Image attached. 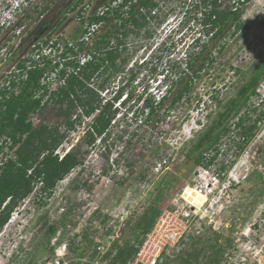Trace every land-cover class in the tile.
Wrapping results in <instances>:
<instances>
[{
    "label": "rangeland",
    "instance_id": "obj_1",
    "mask_svg": "<svg viewBox=\"0 0 264 264\" xmlns=\"http://www.w3.org/2000/svg\"><path fill=\"white\" fill-rule=\"evenodd\" d=\"M76 1L36 0V8L31 7L28 15L21 18L20 35L25 36V40H19L17 34L12 40L21 46V54H27L41 26L50 24L52 27L64 16L53 33L62 29L65 36L78 38V20L73 13L66 15ZM92 1L98 5L96 0ZM199 1L196 0L198 4ZM221 1V8H233L238 0ZM193 3L195 0H160L159 8L154 10L156 18L138 35L130 34L124 39L126 62L122 71L106 73L109 91H100V97L104 105L119 86L124 87L122 97L131 92L133 97H127V103L121 104V108L118 103L114 105L119 112L106 135L97 136L93 144L88 143L87 133L94 115L86 116L81 109L74 111L72 119L77 123L75 129L69 131L63 119L57 116L59 107L56 105H49L43 112L31 116L35 126L44 122L58 125L61 132H66L59 153L64 155L77 148L81 150L83 164L59 181L51 195L42 192L37 185L32 194L19 203L0 232V264H45V260L56 258L52 244L55 236L50 235L49 226L59 222L63 225L59 228L63 231L62 238L70 244L66 258L77 259L83 250L87 264L95 259L101 263L103 254L110 248L115 253L126 242H138L142 233L137 224L148 209L158 206V217L168 210H176V206L180 207L179 211L188 210L181 208L184 188L200 183L197 173L215 156V149H201L200 155L204 158L199 163L194 159L198 152L193 157L189 152L264 60V0H249L240 6L241 20L247 26L232 35L235 27L232 24L224 34L209 42L208 49L215 62L194 77L184 99L166 111L163 118L153 117L148 123L141 122L145 119L141 104L148 93L158 98L165 93V83L173 82L183 71H186L185 79L193 74V70H186V60L200 50L196 42L199 38L208 39L200 8L195 9ZM39 6L47 9L44 17L37 19ZM17 28L2 34L0 45L12 38V31ZM104 30L101 28V32ZM222 44L225 48L220 51ZM16 59L15 55L1 65L0 84L13 70ZM144 60L147 66L142 65ZM201 61H196L194 67ZM132 70L136 72L134 79ZM103 78L104 75L97 76L91 83L99 87ZM182 85L176 84L175 92L159 112L169 108ZM240 116L248 117L245 125L261 118L256 121L254 137L242 148L241 128L235 126ZM224 124L229 129L218 127L219 131L214 134L218 137L214 146L219 153L209 166L225 172V187L215 191L208 202L199 207V213L205 217H197L188 224L183 241L179 243L181 238L169 249L170 255L165 252L171 264L203 244L210 246L206 253H212L214 247L220 248L219 264H264V77L256 95H251L247 105L237 114L232 113ZM96 244L103 249L95 250ZM194 264L213 263L202 258Z\"/></svg>",
    "mask_w": 264,
    "mask_h": 264
},
{
    "label": "trees",
    "instance_id": "obj_2",
    "mask_svg": "<svg viewBox=\"0 0 264 264\" xmlns=\"http://www.w3.org/2000/svg\"><path fill=\"white\" fill-rule=\"evenodd\" d=\"M84 1L77 0L71 11L77 9L82 4L83 7L79 10L78 15L83 18V23L86 24L87 21L89 25L92 23L113 22L116 18L125 21L129 18L139 26H143L146 22H149L148 18L151 17V10L160 3V0H137V2L123 0L124 2L122 5L120 4V7L114 8L112 11L109 10L102 15H92L87 20L85 14H83L86 7ZM112 1L101 0L100 2L103 3V7ZM248 1L238 0L234 2L235 6L233 8L230 6L221 8V0H200L199 2L202 6L195 0L193 7L195 9L200 8L205 34L208 35V39L203 41L199 38L196 42L201 49L187 60L186 70H193L192 75L185 79L184 75H186V71H183L184 73H181L182 76L176 78L170 85L168 90L170 94L167 92L159 102L155 103L152 98L145 99L143 109V112L147 109L144 113L147 117L145 122L148 123L156 113L157 105L164 103L169 98V95L175 92L176 84L183 83L182 87L178 88L176 95L172 98L173 104L180 101L185 94L190 92L194 83V77H198L203 70L213 65L215 57L212 51L208 49L210 41H214L224 34L232 24L235 25L232 35H235L247 26L241 20L243 10L240 6L245 5ZM129 2L131 10L128 11L130 13L128 17L127 11L120 8ZM136 8L137 11H140V13H137V16H135L136 13L134 12ZM142 8L144 10L141 11ZM54 30L48 33L44 44L48 42ZM94 34L97 35L98 33L95 31ZM110 35L111 31L108 30L96 36L93 50L101 52V50L106 49L107 53L104 57L100 58L99 55L97 57L95 54L94 59L85 66H81L78 63L76 56L83 51L86 43L74 42L75 45H79L78 50H75L70 46L69 40L66 39L64 41L65 49L62 52V56L66 58L68 54H72L74 58L65 61V67L59 72L62 82L55 86L54 89H50L49 84H42V79L46 74L59 65V63L51 65L52 61L47 58H42L43 65L35 62L31 69L27 70L25 67L27 72L26 78H22L23 73H20L17 78H12L10 87H0V232L11 219L19 203L32 194L37 185H40L42 192L51 195L59 181L63 180L75 168L82 166L81 150L73 148L64 155H60L58 152L60 145L66 139V132H61L58 125L50 126L44 122L35 126L31 116L37 112H43L49 105H56L59 107L56 109V114L63 119L62 122L66 127V131H69L75 129V124L77 123L75 119H72L74 111L81 109L83 114L90 115L101 108L100 103L102 102V98L99 92L95 91L88 84L105 61L113 62L119 55L118 50L110 44ZM57 41L62 42L60 38ZM73 41H76V39ZM201 41L203 42L200 43ZM224 48L225 44H222L219 50L221 51ZM205 52L207 54L203 56ZM202 56V61L197 67H194L196 61L201 59ZM22 62L21 60L17 64V67H24ZM67 68H70L71 71L67 70ZM263 77L264 60L255 67L252 77L241 86L237 96L229 100L225 109L218 115L215 123L199 137V140L193 147V151L199 150L200 154H202V148V150L208 147L215 149V156L206 162V166H209L219 153V150L214 146L218 139V137L215 138L214 136L219 131L218 127H224V130L229 129L224 124L226 119L232 113L237 114L242 106L247 105L251 95H256L257 86ZM99 87L104 88L102 83ZM123 92L124 87H121L113 98H110L102 105L101 112L92 120L90 130L87 133L89 144H93L97 136L106 135L115 124L118 109L114 106V102L121 97ZM129 96L130 98L132 97V92ZM246 119H248L247 116H240L238 122L235 124V126L241 128V148L254 137L256 123L261 118H256L257 122L255 121L249 125H245ZM203 158V155H200V157H197V162H201ZM158 208V206L150 208L141 216L137 226L142 235L136 244L126 242L123 246H119L115 253H113V248H110L103 254L101 263L129 264L136 255L146 233L154 225L160 213ZM58 224L49 226L51 236L57 233L60 225L63 226L61 222ZM183 239L182 237L179 243ZM98 247L99 244H96L95 250H98ZM207 248H210V246L207 247L205 244L195 247L193 251L187 252L185 258L181 257L176 264H194V262L202 258L209 259V262L213 264H219L222 259L220 248L214 247L212 253H206ZM94 254L93 252L91 256ZM78 255H83V250H80ZM176 256L177 254H175L174 258ZM171 262L170 256L164 254L161 264H171ZM71 264H87V262H81L75 258Z\"/></svg>",
    "mask_w": 264,
    "mask_h": 264
},
{
    "label": "built area",
    "instance_id": "obj_3",
    "mask_svg": "<svg viewBox=\"0 0 264 264\" xmlns=\"http://www.w3.org/2000/svg\"><path fill=\"white\" fill-rule=\"evenodd\" d=\"M132 1L137 2V0ZM123 2V0H113L110 4L106 6L104 5L97 14L102 15L109 10L112 11L114 8L120 7V4L122 5ZM34 4H36V0H0V38H4V35L2 34L5 32L18 27L15 29L17 31H12L14 33L12 38H9L7 41L5 40L0 45V67L1 65L7 63L15 55L17 57L13 70L10 71L9 74H6L7 76L4 78V82L0 84V87H10L12 78H17L20 73H23L21 76L22 78H26V69H31L35 62H39L38 64L43 65L44 63L42 58H47L52 61L51 65L59 63L58 66L50 70L42 79V84H49V88L54 89L55 86L62 82L59 72L65 67V61L74 58L72 54H68L66 58L62 56L65 45L64 41H57L59 39V33L57 35L53 33L46 44H44V41L47 39V36L32 41L27 54H21L22 52L19 50L21 46H19L17 42H12V40H15V35L20 34L19 26H21L20 22L22 16H24L28 9H30ZM130 6L131 4L129 2L120 9L128 11ZM87 24L88 23L84 26V32L76 39V41H69L70 46H72L75 50H78L79 45H75L74 42L78 41L80 43H87L99 26V23H92L91 25ZM2 39L0 40L1 42ZM76 59L81 66H85L91 59V55L82 51L76 56ZM21 60L24 65L22 68L17 67V64ZM67 70L71 71L70 68H67ZM114 103H118V108H121L119 101ZM211 167L212 166H203V169L199 171L196 176L197 179L201 180L200 183L192 186L206 197V201L203 204L208 202L210 196L212 197L215 191H222L223 188L221 189V187H225V172ZM181 197L184 201L181 208H188V210L179 211L178 208L180 207L176 206V210H168L160 217L156 218L154 225L146 233L136 255L129 264H161L165 252L170 255L169 249L173 248V246L183 237L188 229V224L197 217L201 219L205 217L203 216L205 214L199 213L198 209L200 208L189 203L183 197V194ZM62 236L63 231L62 229H59L55 237L52 239V244L55 247L54 253L56 258L47 260L45 264H71L73 261V259L65 257L69 250V242L68 240L63 239ZM102 249L103 246L99 245L98 251H101ZM77 260L81 262H88L87 258L83 255L79 256ZM90 264L101 263L98 259H95L91 261Z\"/></svg>",
    "mask_w": 264,
    "mask_h": 264
},
{
    "label": "flooded vegetation",
    "instance_id": "obj_4",
    "mask_svg": "<svg viewBox=\"0 0 264 264\" xmlns=\"http://www.w3.org/2000/svg\"><path fill=\"white\" fill-rule=\"evenodd\" d=\"M54 1V0H53ZM75 3L76 2H74L73 4H71L72 6L70 7V9H69V13L67 12V14L66 15H69V14H71V13H73V16H74V18L75 19H77L78 20V22H79V24H80V28H79V35L81 36L82 35V33L84 32V30H85V28H84V26H85V23H83V18H81V17H79V10L81 9V7H83L82 6V4H80L78 7H77V9H75V10H72L71 11V8L75 5ZM96 3L98 4L97 6L95 5V3H94V1H92V0H85L84 1V4L86 5V7H85V16H86V19L87 20H89V17H91L92 15H96L100 10H101V8H102V5H103V3H101L100 1H98V0H96ZM99 3H101V4H99ZM159 5H160V3H159ZM159 5L157 6V8H159ZM36 6H37V3L36 4H34L32 7H35L36 8ZM40 8V9H39ZM39 8H37V10H39L38 11V13H37V19L39 18V17H41V18H43L44 17V15H45V13H44V11H45V9H47V7H45V8H41L40 6H39ZM156 8V7H155ZM155 8L153 9V10H151V17H149L148 18V21L149 22H151V19H155L156 18V12L154 11L155 10ZM131 9H129L128 11H130ZM142 10H144V9H142ZM141 10V11H142ZM128 11H127V16L129 17L130 16V13H128ZM134 12L136 13H134L135 14V16H137L138 14V12L140 13V11H137V8L134 10ZM26 16L28 15V13L26 12V14H25ZM62 17V16H61ZM66 18V16H64L63 18H61L62 20L63 19H65ZM62 20H59V24L57 23V24H55V25H53L52 27H50V24H46V26L44 25V26H41V28H40V30H39V32H38V35L36 36V37H38V38H36V39H39V38H43V37H45V36H48V33H50V31L51 30H54V29H57V28H55L56 26L58 27L60 24H62ZM149 22H146L143 26H139L135 21H132V20H130L129 18L127 19V20H119V19H114V21L112 22V21H108V22H105V23H99V26H98V28H97V30H96V32L98 33V34H100V33H103V32H106V31H108V30H110L111 31V35L109 36V40H110V44L112 45V43L114 42V41H116V43H115V45H113L114 46V48H116L117 50H118V52H119V55L117 56V58L115 59V61H105V63L100 67V69H99V71L95 74V76L89 81V86L91 87V88H93L95 91H98L99 92V94H100V91L102 92V91H109V87H106L107 86V83H108V80H109V78H107V75H106V73L107 72H109V71H111L112 73H116V72H119V71H122V69H123V65L125 64V62H126V60H124L125 58L123 57V46H124V44H126L125 42H124V39L126 40V38L127 37H130V34H134L135 36L136 35H138L140 32H141V29H144L146 26L145 25H147ZM86 23H87V21H86ZM105 28V30L104 31H102L101 32V28ZM26 31V29L24 30V32ZM55 31V30H54ZM100 32V33H99ZM58 33H59V36H58V38H60L61 40H62V42L63 41H66V39H68L69 41L70 40H73L72 38H70V37H67V36H65L66 34H64L63 33V31H62V29L60 30V31H58ZM43 34V35H42ZM97 34V35H98ZM97 35H93L88 41H87V43H86V47L83 49V52H85V53H88V54H90L91 55V59L87 62V63H89L91 60H93L94 59V55L96 54V56L97 55H99V58L100 57H104L105 55H106V49H104V50H101V52H96L95 50H93V43H94V41L96 40V36ZM18 36V38H19V40H21V41H23V39L25 40V36H21L20 34L19 35H17ZM79 36V37H80ZM78 37V38H79ZM94 38V39H93ZM77 39V38H76ZM75 40V39H74ZM89 42H91V44L89 43ZM111 48H113L112 46H111ZM201 49V48H200ZM199 52V51H198ZM98 57V56H97ZM202 58H203V56L201 57V60H202ZM187 59V58H186ZM97 60H99V59H97ZM147 60H144V61H141V63H142V65H144V66H147L148 65V63L146 62ZM86 63V64H87ZM186 64H187V60H186ZM187 69V68H186ZM132 73H134V75L132 76L133 77V79L136 77L135 76V73L136 72H134L133 70H132ZM100 75H104V78H103V80L100 82V84L102 83L103 84V87L104 88H100V87H97V86H93V84L91 83L94 79H96L97 78V76L99 77ZM172 84V82H170V83H165V93H163L162 94V96H164V95H166V93L168 92V90H169V87H170V85ZM100 86V85H99ZM122 86H119V87H117V89L114 91L115 92V95L118 93V90L121 88ZM97 92V93H98ZM169 94H170V92H168ZM124 94V93H123ZM123 94L121 95V97H119V99L118 100H116V101H119V100H121V101H119L120 102V105L121 104H124L125 105V103H127L126 102V99H127V97H128V99L130 98V96H129V94L127 93L126 95H125V97H122L123 96ZM114 95V94H113ZM133 95V94H132ZM187 94H185L184 96H183V98L182 99H184V97L186 96ZM162 96H159L158 98L157 97H153V96H151L150 95V93H148L147 94V96H145L144 98H143V100H142V104H141V106H142V113H143V115H145L144 113L146 112V110H145V112H143V109H144V106H145V104H144V102H145V99H147V98H149V99H153L154 101H155V103H157V102H159L161 99H162ZM171 95H169V97H170ZM114 96H112V98H113ZM133 97V96H132ZM109 100V99H108ZM108 100H105L106 102L108 101ZM102 101H104L103 99H102ZM115 101V102H116ZM167 101V99L165 100V102ZM105 102V103H106ZM164 102V103H165ZM178 102V101H177ZM176 102V103H177ZM104 103V104H105ZM164 103H162L161 105H160V103H159V105H157L158 106V108H157V111H156V113L151 117V119L149 120V122L150 121H152V119H153V117H157L158 119L159 118H163L166 114V111H169L170 109H171V107H173L176 103H172V99H171V105L170 106H167V108L168 109H166V108H164L163 109V111L162 112H159L160 111V109H161V107L164 105ZM101 104V108L100 109H97L95 112H93L92 114H90V115H86V114H84V115H86V116H91V115H94V118H95V116L96 115H98L100 112H101V110H102V102L100 103ZM115 104V103H114ZM119 112V111H118ZM117 115H118V113H117ZM93 118V119H94ZM143 118H145V119H143V120H140L141 122H143V121H145L146 119H147V117H146V115L143 117ZM194 147V146H193ZM60 148V147H59ZM203 149V148H202ZM196 151L198 152V155L197 156H194L195 158V162H197V157H200L199 155H200V153H199V150H194L193 151V148H192V150L189 152V156L190 157H193V155H196ZM58 152H59V149H58ZM61 155V154H60ZM198 163V162H197Z\"/></svg>",
    "mask_w": 264,
    "mask_h": 264
},
{
    "label": "bare ground",
    "instance_id": "obj_5",
    "mask_svg": "<svg viewBox=\"0 0 264 264\" xmlns=\"http://www.w3.org/2000/svg\"><path fill=\"white\" fill-rule=\"evenodd\" d=\"M183 197L198 208L206 201V197L191 186L184 189Z\"/></svg>",
    "mask_w": 264,
    "mask_h": 264
},
{
    "label": "clouds",
    "instance_id": "obj_6",
    "mask_svg": "<svg viewBox=\"0 0 264 264\" xmlns=\"http://www.w3.org/2000/svg\"><path fill=\"white\" fill-rule=\"evenodd\" d=\"M113 96H115V92H114V95H113ZM116 108H117V107H116ZM117 109H118V108H117ZM55 235H56V234H55ZM55 235H54V236H55ZM53 246H54V245H53ZM54 248H55V247H54ZM47 260H49V259H47ZM47 260H45L44 263H45ZM73 260H74V259H73Z\"/></svg>",
    "mask_w": 264,
    "mask_h": 264
},
{
    "label": "water",
    "instance_id": "obj_7",
    "mask_svg": "<svg viewBox=\"0 0 264 264\" xmlns=\"http://www.w3.org/2000/svg\"><path fill=\"white\" fill-rule=\"evenodd\" d=\"M57 34H58V31H56L55 35H57Z\"/></svg>",
    "mask_w": 264,
    "mask_h": 264
}]
</instances>
